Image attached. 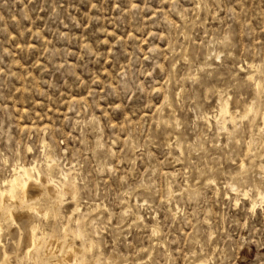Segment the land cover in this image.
<instances>
[{
  "label": "rangeland",
  "instance_id": "rangeland-1",
  "mask_svg": "<svg viewBox=\"0 0 264 264\" xmlns=\"http://www.w3.org/2000/svg\"><path fill=\"white\" fill-rule=\"evenodd\" d=\"M263 108L264 0H0V181L53 159L77 198L31 221L89 264H264Z\"/></svg>",
  "mask_w": 264,
  "mask_h": 264
},
{
  "label": "bare ground",
  "instance_id": "bare-ground-1",
  "mask_svg": "<svg viewBox=\"0 0 264 264\" xmlns=\"http://www.w3.org/2000/svg\"><path fill=\"white\" fill-rule=\"evenodd\" d=\"M250 65L252 67V64H250ZM245 66H246V63H245ZM257 67H258V64H257ZM241 68H239V69H241ZM248 69L250 70V68H248ZM253 73L254 72H251V74H253ZM251 78L252 77H249V79H251ZM256 87H258V84H256ZM259 88H260V86H259ZM261 89L262 88H260L259 90H261ZM253 90H254V86H253ZM226 100H227V98H226ZM251 102L253 103L254 101H251ZM251 102H249V103H251ZM220 104L218 103V105H220ZM228 105H229L228 101H225L223 104H221L219 115L222 116L223 120H225L227 113H229V106ZM218 108H219V106H218ZM230 111H232V110H230ZM262 111L263 110H261V112ZM255 112H256V109H255L254 105L251 104L245 110L243 117H246L248 115L250 116V114L253 115V114H255ZM231 114H232V112H231ZM260 116L259 117L261 119L260 118L259 119H260V121L262 120V125H260L259 130L262 131L264 129V112ZM217 117L219 118V116H217ZM252 119H250L249 121H251ZM218 121H220V119ZM219 123H221V121ZM248 125H249V123H248ZM218 128H220V125ZM257 128H258V126H257ZM223 131H224V129H223ZM257 132L258 131H256V134H257ZM227 133H229V130ZM262 133H263V131H262ZM256 141L254 144H256ZM43 143H44V145L46 144L45 142H43ZM251 143H252V141H251ZM261 143L263 144V147H264V141ZM261 150L263 151V149H261ZM259 157H260V154H259ZM46 158H49V157H46ZM53 161H54L53 159L49 158L48 162H51V164L46 163L45 168L43 170H42L41 166H38L36 163L34 165H28V166L19 165V164L16 165L13 168L11 175L0 181V214L4 213L8 219H10L11 221H13L14 223L17 224L19 238L15 241L13 240L14 241L13 244L15 246H17L21 242V234L23 232V229L20 225H18V223H17L18 221L17 222L15 221V217H14V213H13L14 208L12 207V205L18 204L20 207H25L26 210L24 212V216H23L22 221L25 225V229H26L25 231L27 234L28 245L24 249L23 258L26 260H29V262H31L32 264H89L88 261L86 260V258L82 257V259H80L81 256L79 258V254L81 253V251H83L82 250L83 248L85 250L88 249L87 251H89V249L91 248V244L87 243L88 244V246H87V244L83 243L81 249L80 248L76 249L73 245L65 246L63 242L59 243V245L55 246L53 243L45 241L46 239L44 240V236L46 235V233H44L43 231H41L40 236L37 235V232L39 230V226H38V224H35L36 222L34 223L31 221V217H32L33 213H35L38 216H47L49 214V209L38 210L37 202L44 200V199L47 200L48 198H51L50 200L53 201L52 208L54 210V214L56 215V208L61 206V204L63 203L64 198L67 194H70L72 196V198L74 199V201L77 198V188L75 187V185L73 184V182L71 180H68L67 174H65V172L61 171V173L59 175L62 180H56L51 176V174H50L51 170L50 169H51V166L53 164ZM242 164H243V162L241 163V165ZM258 167H259V169L264 170V165L260 164ZM240 169H239V171H240ZM66 179L68 180V182L65 181ZM239 181H241V179ZM233 190L236 193H239L240 196H243V198L247 197L250 193V192H248V190L240 191L237 188H233ZM249 190H250V188H249ZM255 191H256V195H255L256 198L250 199L251 200V202H250L251 206L250 207H251V209H254L255 207H259L264 212V188L256 187ZM251 195L253 196V194H251ZM48 201H49V199H48ZM49 202H51V201H49ZM48 206H49V204H48ZM75 212H79L78 205H75V207L71 210V215ZM137 219H138V216H137ZM1 228H2V225H1V221H0V231H1ZM76 230H75V232H76ZM64 231H65V227H64ZM64 231L62 230V232H64ZM81 231H77L75 233L78 236V238H82L84 236ZM72 232H73V230H72ZM76 235H74V236H76ZM50 236H53V234L52 235L50 234ZM54 237H55V235H54ZM56 239H58V238L56 237ZM89 241L91 242L92 240H89ZM0 247H1L0 249L2 252L1 253L2 258L0 260V263L3 264V263H5V260L8 258L9 253L5 249V246H4V244H2L1 240H0ZM85 250H84V252H86ZM40 252H43L46 256H49V257H47L46 260H42V258L40 257ZM21 255H22V253H21ZM61 255H62V257H61ZM67 255L71 256L70 260L68 259V257H70V256H67ZM59 257H61V258H59ZM97 259H99V258H97ZM95 260H96V258H95ZM91 264H96V263L94 262Z\"/></svg>",
  "mask_w": 264,
  "mask_h": 264
}]
</instances>
